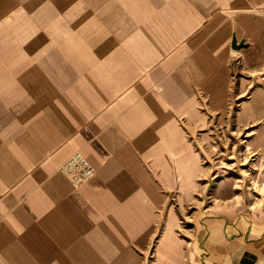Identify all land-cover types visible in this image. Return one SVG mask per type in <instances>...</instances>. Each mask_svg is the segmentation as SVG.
<instances>
[{"label": "crops", "instance_id": "crops-1", "mask_svg": "<svg viewBox=\"0 0 264 264\" xmlns=\"http://www.w3.org/2000/svg\"><path fill=\"white\" fill-rule=\"evenodd\" d=\"M260 94L264 0H0V264H264V201L182 225L203 115Z\"/></svg>", "mask_w": 264, "mask_h": 264}, {"label": "rangeland", "instance_id": "rangeland-1", "mask_svg": "<svg viewBox=\"0 0 264 264\" xmlns=\"http://www.w3.org/2000/svg\"><path fill=\"white\" fill-rule=\"evenodd\" d=\"M248 96L233 102L226 114L203 115L195 134L201 154L200 189L183 209V228L190 227L208 207L212 212L220 206H254L264 201V150L254 152L246 146L254 136L264 137V129L257 131L262 122H235L236 110ZM252 105L264 115V95H255Z\"/></svg>", "mask_w": 264, "mask_h": 264}, {"label": "built area", "instance_id": "built-area-1", "mask_svg": "<svg viewBox=\"0 0 264 264\" xmlns=\"http://www.w3.org/2000/svg\"><path fill=\"white\" fill-rule=\"evenodd\" d=\"M59 170L69 178L74 187L81 185L95 173L93 164L80 150L67 158L59 166Z\"/></svg>", "mask_w": 264, "mask_h": 264}, {"label": "water", "instance_id": "water-1", "mask_svg": "<svg viewBox=\"0 0 264 264\" xmlns=\"http://www.w3.org/2000/svg\"><path fill=\"white\" fill-rule=\"evenodd\" d=\"M246 45H247V44H246L243 40L237 42V40H236L235 37L232 38V41H231V48H232L233 50H238V49H240L241 47L246 46Z\"/></svg>", "mask_w": 264, "mask_h": 264}]
</instances>
